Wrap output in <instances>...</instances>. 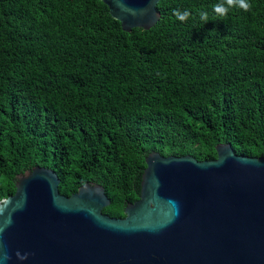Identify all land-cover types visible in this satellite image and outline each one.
Here are the masks:
<instances>
[{"label":"trees","instance_id":"1","mask_svg":"<svg viewBox=\"0 0 264 264\" xmlns=\"http://www.w3.org/2000/svg\"><path fill=\"white\" fill-rule=\"evenodd\" d=\"M161 0L124 31L101 0H0V201L36 166L61 194L140 199L146 157L264 156V0Z\"/></svg>","mask_w":264,"mask_h":264},{"label":"water","instance_id":"2","mask_svg":"<svg viewBox=\"0 0 264 264\" xmlns=\"http://www.w3.org/2000/svg\"><path fill=\"white\" fill-rule=\"evenodd\" d=\"M124 31L154 27L161 0H101ZM215 160L146 157L140 199L104 214L105 188L71 196L36 166L0 201V264H264V156L216 146Z\"/></svg>","mask_w":264,"mask_h":264},{"label":"clouds","instance_id":"3","mask_svg":"<svg viewBox=\"0 0 264 264\" xmlns=\"http://www.w3.org/2000/svg\"><path fill=\"white\" fill-rule=\"evenodd\" d=\"M229 4L234 3V0H228ZM239 5L244 8L246 11L250 9V4L247 2V0H239Z\"/></svg>","mask_w":264,"mask_h":264}]
</instances>
